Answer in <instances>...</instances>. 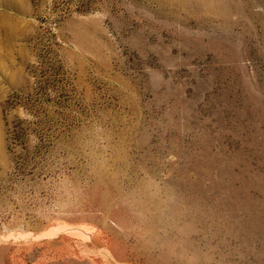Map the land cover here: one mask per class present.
<instances>
[{"label": "rangeland", "instance_id": "1", "mask_svg": "<svg viewBox=\"0 0 264 264\" xmlns=\"http://www.w3.org/2000/svg\"><path fill=\"white\" fill-rule=\"evenodd\" d=\"M0 264H264V0H0Z\"/></svg>", "mask_w": 264, "mask_h": 264}]
</instances>
